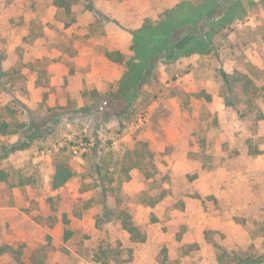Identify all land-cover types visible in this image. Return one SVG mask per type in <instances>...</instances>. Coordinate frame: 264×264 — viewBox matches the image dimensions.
Wrapping results in <instances>:
<instances>
[{
    "label": "rangeland",
    "instance_id": "1",
    "mask_svg": "<svg viewBox=\"0 0 264 264\" xmlns=\"http://www.w3.org/2000/svg\"><path fill=\"white\" fill-rule=\"evenodd\" d=\"M56 1L0 0V264H264V0Z\"/></svg>",
    "mask_w": 264,
    "mask_h": 264
},
{
    "label": "trees",
    "instance_id": "2",
    "mask_svg": "<svg viewBox=\"0 0 264 264\" xmlns=\"http://www.w3.org/2000/svg\"><path fill=\"white\" fill-rule=\"evenodd\" d=\"M55 4L63 8L66 13L71 14V5L66 0H57ZM194 39L188 38L186 41L180 42L179 44L175 45L176 51L175 52H181L185 49L186 43H190ZM115 54V53H114ZM113 53H108V57L114 58ZM117 54V53H116ZM131 81V80H130ZM27 147L26 143H23L16 147L19 150L25 149ZM74 176V172L72 168L64 163H60L55 168V173L52 179V187L54 190H58L62 187H64ZM5 179L4 176L0 177V180ZM124 228L127 230V232L131 235V237L134 239V241L141 242L144 241V237L142 236L140 230L138 227L134 226L131 221H124L123 222ZM12 250V249H11ZM6 252V249H1L0 253Z\"/></svg>",
    "mask_w": 264,
    "mask_h": 264
}]
</instances>
